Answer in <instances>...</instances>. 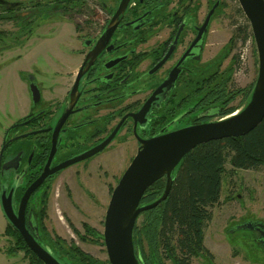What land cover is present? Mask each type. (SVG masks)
I'll return each instance as SVG.
<instances>
[{"label":"flooded vegetation","instance_id":"obj_1","mask_svg":"<svg viewBox=\"0 0 264 264\" xmlns=\"http://www.w3.org/2000/svg\"><path fill=\"white\" fill-rule=\"evenodd\" d=\"M87 1L0 0V8L23 15L39 10L62 11L68 17L70 12L81 15ZM91 1L100 9L92 13L93 21L83 20L89 31L77 39L80 45L75 51L80 62L69 73L70 87L64 97L54 103L46 100L44 89L34 79L42 91L41 101L37 104L32 101L26 114L4 128L1 150L5 143L6 146L0 158V201L4 191L9 195L13 190V204L18 212L25 191L46 168L54 171L68 159L92 149L119 125L115 137L102 150L50 174L32 193L26 221L38 240L40 203L46 201L43 195L67 168L100 155L118 138H132L138 151L140 139L220 119L211 83L227 74L228 67L222 66L228 50L219 58L204 60L212 19L201 39L195 42L199 27L219 1L217 10L220 0L210 6L199 24L197 0H127L118 16L115 15L122 0ZM111 22L116 28L108 36L105 33ZM79 74L78 89L72 98L70 93ZM165 81L166 86L156 94L147 114L135 117ZM65 112L68 116L62 120ZM239 223L251 225L259 233L258 244L264 246V221ZM232 231L230 228L229 232ZM209 250V254L193 255L190 264L196 259L202 260V264H218L215 253Z\"/></svg>","mask_w":264,"mask_h":264},{"label":"rangeland","instance_id":"obj_2","mask_svg":"<svg viewBox=\"0 0 264 264\" xmlns=\"http://www.w3.org/2000/svg\"><path fill=\"white\" fill-rule=\"evenodd\" d=\"M42 1L45 3L48 0ZM215 1L197 0L198 24L204 21ZM220 1L222 5L213 14L209 26L205 61L219 58L236 25L243 21L238 12V0ZM99 9L88 0L85 10L80 11L81 15L70 12L67 17L62 11H46L44 14L36 11L32 33L23 35L16 20L0 19V150L4 128L26 114L31 107L30 76H34L44 89L46 100L54 103L64 97L70 87L69 73L80 62L75 51L80 45L77 39L89 31L83 20L93 21L92 13ZM2 31L6 33L4 39H1ZM248 40L244 43L238 41L223 61L222 67L229 69L234 62L233 56L239 60L232 71V81L227 85L233 91L248 90L258 76L256 43L254 37ZM245 101V94L237 93L231 104L239 107V111L245 106ZM136 151L135 140L118 138L105 152L71 166L57 176L45 197L46 215L42 219L45 230L69 244L74 242L100 260H108L105 243L84 241L74 227L85 234L83 224L87 223L103 233L113 189ZM227 169L221 198L211 207L213 217L205 228V244L215 253L218 264H264V246L257 241L259 233L239 223L264 221V172L237 169L231 173L233 168L230 163H227ZM7 224L0 201V264H29V256L24 251H9L14 240L4 235ZM230 228L232 232H229ZM165 262L173 264L168 258ZM202 263V260L196 259L193 264Z\"/></svg>","mask_w":264,"mask_h":264},{"label":"trees","instance_id":"obj_3","mask_svg":"<svg viewBox=\"0 0 264 264\" xmlns=\"http://www.w3.org/2000/svg\"><path fill=\"white\" fill-rule=\"evenodd\" d=\"M218 6L217 10L221 7ZM216 10V11H217ZM46 13V10H39ZM36 11L23 15L15 10L0 8V19L16 20L23 34L33 31ZM48 12V11H47ZM238 12L243 17L239 22L226 47L228 55L238 41L246 42L253 37L249 20L240 6ZM39 13V14H40ZM1 32V39L6 33ZM227 74L212 80V98H216V111L219 117L235 113L239 107L231 102L237 93L245 94V103L250 100L256 80L249 89L230 90L227 85L232 81V71L239 60L233 56ZM223 89H219L222 88ZM226 87V89H225ZM227 89H229L228 92ZM245 104V105H246ZM227 163L232 166L233 173L237 169H254L264 172V120L252 131L241 136H231L211 140L197 145L177 166L173 173V185L168 197L158 206L143 212L137 220L133 232V241L140 264H166V258L173 264H190L193 255L209 254L205 244V228L212 219L211 207L219 202L222 193L224 176L228 172ZM167 179L162 177L146 191L142 203L156 201L164 192ZM46 193L43 195L46 197ZM46 201H41L39 241L48 247L63 264H110L109 260H100L85 252L74 242L50 235L44 228L42 219L45 214ZM85 234L74 227V231L85 241L104 244L103 233L91 225L84 223ZM4 235L14 240L10 252L24 251L29 256V264H45L26 244L20 232L8 222Z\"/></svg>","mask_w":264,"mask_h":264},{"label":"water","instance_id":"obj_4","mask_svg":"<svg viewBox=\"0 0 264 264\" xmlns=\"http://www.w3.org/2000/svg\"><path fill=\"white\" fill-rule=\"evenodd\" d=\"M126 1L122 0L115 16L124 11ZM238 2L250 22L258 52L259 70L250 100L241 110H237L223 119L196 123L148 139H140L141 145L113 189L106 211L103 236L110 264H140L133 241V232L138 217L143 212L158 206L168 197L174 181L173 173L182 159L192 149L211 140L245 135L264 120V0H238ZM218 4L219 1L211 8L204 23L199 27L195 42L201 39L202 34L207 30ZM115 28V24L111 22L105 34L110 36ZM80 76L81 74L78 75L77 82L71 90L70 95L72 98L77 92ZM34 79V76H30L29 89L33 103L37 104L42 99V93ZM166 84L167 82L165 81L159 86L154 95L148 100V103L137 114H134L135 117L147 114L156 94ZM67 116L68 113L65 112L62 120H65ZM118 129L119 125L100 144L68 159L54 171H47L46 168L41 176L25 191L18 212L13 204V190L10 191L9 195L5 191L2 193L1 204L6 218L20 232L27 246L45 264L63 263L52 254L48 247L43 246L37 236L28 228L25 212L30 196L50 174L82 161L102 150L112 141ZM5 146L6 143L1 150L0 158L3 155ZM162 177H166L167 182L161 197L152 203H142L148 188ZM249 223L251 224V222ZM248 227L251 228V225Z\"/></svg>","mask_w":264,"mask_h":264},{"label":"built area","instance_id":"obj_5","mask_svg":"<svg viewBox=\"0 0 264 264\" xmlns=\"http://www.w3.org/2000/svg\"><path fill=\"white\" fill-rule=\"evenodd\" d=\"M248 41H249V40H248ZM248 41H247V42H248ZM228 116H229V115H228ZM226 117H227V116H226ZM223 118H225V117H222V119H223ZM220 119H221V118H220Z\"/></svg>","mask_w":264,"mask_h":264}]
</instances>
